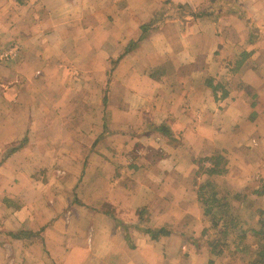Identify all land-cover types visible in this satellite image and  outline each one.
<instances>
[{"label":"crops","instance_id":"crops-1","mask_svg":"<svg viewBox=\"0 0 264 264\" xmlns=\"http://www.w3.org/2000/svg\"><path fill=\"white\" fill-rule=\"evenodd\" d=\"M164 1L0 0V48L20 43L0 63V264H174L186 236L176 225L201 218L195 158L224 152L228 173L214 178L234 190L264 181V147L247 143L264 134V53L237 14L219 20V53L210 20L186 34L175 21L142 42L152 74L127 71L126 55L110 76V58ZM170 1L203 9L212 0ZM242 49L255 52L236 87L215 96L207 79L225 84L221 58ZM143 209L149 226L172 234L144 233Z\"/></svg>","mask_w":264,"mask_h":264},{"label":"rangeland","instance_id":"rangeland-1","mask_svg":"<svg viewBox=\"0 0 264 264\" xmlns=\"http://www.w3.org/2000/svg\"><path fill=\"white\" fill-rule=\"evenodd\" d=\"M245 2L249 8H245L243 2ZM231 0L230 5L227 6L226 11H236L237 8L241 9L244 8L246 9L247 13L249 14L248 17L249 19H252V22L248 26V38H247V43L249 46H254V49H263L264 53V0ZM232 3L234 5L232 6ZM243 4V5H242ZM236 5V6H235ZM235 7V8H234ZM162 8V9H161ZM161 9V10H160ZM165 10V12L163 11ZM158 12L157 16L155 18H160L162 16H165L166 12L172 11L170 8V5L167 4H161L159 5L155 10ZM163 14V15H161ZM228 15V14H226ZM225 15V16H226ZM166 17V16H165ZM224 17V16H223ZM222 18V17H221ZM243 20V19H242ZM175 22V21H174ZM244 22L247 24L246 20ZM171 22H168L170 24ZM179 23V22H178ZM143 24V23H142ZM141 24V25H142ZM166 24L165 26H167ZM180 24V23H179ZM163 26V27H165ZM141 27V26H140ZM162 27V28H163ZM141 30V28H140ZM180 30H181V25H180ZM215 34L220 38V42L218 41L216 43V53H219V50L224 46L225 41H226V33L225 31L220 27V24L216 30L214 28ZM258 31L257 37L258 41L255 43H250L249 42V33L250 31ZM218 31V32H217ZM182 33V32H181ZM142 34V30L140 32V35L138 38H140ZM152 34V31H148L147 35L145 38L140 42L137 43L135 42L137 39H131L125 49L130 48L129 51L123 55L122 58H110V64H111V69L112 71L110 72V76H113V71L116 70L118 63L120 62L121 59H123L126 55L132 56V62L135 64L132 65L131 68H129L127 71L133 70L135 67L138 69L140 72H143V74H148V73H153L155 71V68L150 67L144 62V58L142 56L143 52V41L146 46L150 45L149 44V39L148 37ZM183 34V33H182ZM224 41V42H223ZM134 43V44H133ZM136 43V44H135ZM14 44H19L20 43H14ZM14 44L10 45L7 48H0L1 49H9L11 46ZM245 49L239 50V53L237 56L230 60V57L224 56L221 58L223 69H222V74L221 75V80H224L225 84H223L225 87H228L230 89L235 88L237 83L234 81V76L238 71H234L233 68L235 67V62L240 56V53L244 51ZM122 52L121 54H123ZM120 54V55H121ZM264 57V56H263ZM125 59V58H124ZM129 61V60H128ZM246 62V61H245ZM244 62V63H245ZM0 63H2L0 61ZM243 66V65H242ZM256 70H258L260 73L263 74L264 78V68L259 67ZM228 77V78H227ZM218 81L217 83H220L219 80L215 79ZM215 81V82H216ZM238 86L242 88L245 91H249V93H252V90L248 88L247 85L243 83H239ZM254 98L257 99V96H254ZM255 99V101H256ZM264 106V103H261ZM243 109V107L241 108ZM236 115H238V112L232 111L230 112L229 116L231 118V123L235 122V119L237 118ZM251 120H255L251 119ZM261 121V123L264 125V113L261 116V118L257 119ZM257 133V135H255ZM260 140L264 142V134H258V132L252 131L251 133H248V140L247 143L249 144L248 148L252 149L254 148L255 150H260L261 147H264V145L259 144ZM261 145V146H260ZM11 148L7 150V153L10 152ZM264 151V150H263ZM218 154H221L225 156L227 159V155L219 151ZM259 155V153L257 152ZM211 155V153H210ZM255 156V154H253ZM204 165L206 167L210 166V163L206 160L204 162ZM198 172V171H197ZM218 176V175H217ZM222 176V175H221ZM198 179L199 183L203 182L206 179V176L202 175ZM213 179L222 187H224L228 191V201L232 204V212L234 213L235 216L240 221L241 228L242 230H234L232 231L229 235L224 237L220 231L219 228L221 227L222 223H219L218 227H213L212 225V217L208 216L204 213V205L203 203H200V207L202 208L201 212V218L195 217V220L192 222H189L192 217L188 221L184 219L183 223H181L179 226L176 225L177 227L181 228H175V232H182L183 235H186L185 237L182 238L181 242H179L180 246L176 245V250L174 251V264H254V261L257 259V247H258V241L255 237L249 236V232L243 236V231L248 230L251 226H255V223L257 222L258 218L260 217V211L264 210V196L263 195H257L253 190H255L261 182L263 181L262 178L259 179V177L256 179L255 184L253 186H248L245 189L242 190H234L230 188L228 185L225 184L220 178ZM195 181V178H194ZM156 183H154L155 185ZM224 189V191H225ZM78 203V202H77ZM240 231V232H237ZM217 240L218 243V248L217 250L219 251V254H214L212 253L211 250V242ZM183 243V245H182ZM184 246V247H182ZM196 248L201 249L199 253H196ZM195 255L193 256L194 258L190 259L189 254L191 251ZM205 254V256H204ZM204 257H203V256ZM208 255L212 256V258H208Z\"/></svg>","mask_w":264,"mask_h":264},{"label":"trees","instance_id":"trees-1","mask_svg":"<svg viewBox=\"0 0 264 264\" xmlns=\"http://www.w3.org/2000/svg\"><path fill=\"white\" fill-rule=\"evenodd\" d=\"M236 1V0H235ZM231 0H212L211 5L209 7L203 9H194L188 3H175L170 0L164 1V4L170 5L172 11L166 12L165 16L160 18H155L158 14L157 11L152 14V17L147 22L141 25L142 34L138 40L135 42L140 43L147 32L150 30L152 32L162 28L168 22H179L181 25V32L186 34L188 31V26L192 24L199 18H206L210 20L214 28H218L219 20L221 17L225 16L226 14H237L242 19L246 20L247 25L252 22V19H249L248 13L246 9L241 8L236 11H226L228 5H230ZM234 3H232V6ZM236 6V5H235ZM235 8V7H234ZM162 9V8H161ZM160 9V10H161ZM165 12V10H163ZM163 15V14H161ZM227 16V15H226ZM218 32V31H217ZM258 31H250L249 33V42L255 43L258 41L257 37ZM134 44V43H133ZM136 44V43H135ZM130 48L126 49L123 54L120 55L119 58H122ZM255 51H247L244 50L240 53L239 58L235 62V67L233 68L234 71H238L244 62L250 58V56ZM207 84L210 86L215 94L218 96L220 93L221 98L226 97L229 94V91L225 88V86L221 83H214L213 78L207 79ZM164 129V125H161L157 128V130ZM210 163V166L206 167L204 165L205 161ZM194 161L198 164V172L195 175V182L198 185V199L204 205V213L208 216L212 217V225L213 227H218L219 223L221 227L219 228L220 233L226 237L232 231L238 229L242 230L241 224L237 216L231 211V203L228 201V191L219 185L214 179V176H221L228 173V159L221 155V154H212L203 158H195ZM202 175L206 176V179L203 182L198 181V177ZM225 189V191H224ZM257 195L264 196V181L261 182L259 187L253 190ZM76 202H80L78 199L74 200ZM146 209L140 211V221L139 227L142 229L144 233H147L151 236L152 239H159L163 235H171L172 230L168 228L166 225L159 226V227H151L148 225V215H146ZM240 232V231H237ZM249 232V236H253L258 241L257 247V259L254 261V264H264V210L260 211V217L258 218L255 226H251L248 230L243 231V236ZM23 230L17 233H12V236L21 238ZM211 250L214 254H219L218 243L217 240L211 242Z\"/></svg>","mask_w":264,"mask_h":264},{"label":"built area","instance_id":"built-area-1","mask_svg":"<svg viewBox=\"0 0 264 264\" xmlns=\"http://www.w3.org/2000/svg\"><path fill=\"white\" fill-rule=\"evenodd\" d=\"M20 50L19 45L14 44L9 49H1L0 50V61H10L13 60L17 55L18 51Z\"/></svg>","mask_w":264,"mask_h":264}]
</instances>
